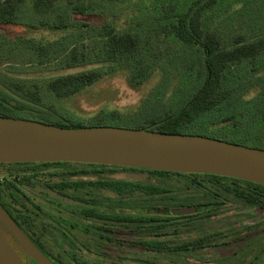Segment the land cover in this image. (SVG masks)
I'll return each instance as SVG.
<instances>
[{
	"label": "trees",
	"instance_id": "1",
	"mask_svg": "<svg viewBox=\"0 0 264 264\" xmlns=\"http://www.w3.org/2000/svg\"><path fill=\"white\" fill-rule=\"evenodd\" d=\"M105 1L114 4L120 0ZM218 1L194 0L184 11L172 5L160 9L149 23L133 27V30L144 33L143 39L137 32L117 33L112 23L105 22L93 30L92 37L88 34L93 43L91 46L89 43L88 55L82 53V58H79L75 42L77 37L71 39L64 35L69 31L66 24L69 15L58 6V0H0V25L18 23L27 13V8L32 16L48 19L46 22L42 19L38 27L49 24L51 32L63 30L58 33L62 37L57 42L36 41L24 35L14 37L15 44L24 42L34 50L39 65L45 64L44 60L51 55V64L56 63L55 67L65 72L45 84V91L54 101L71 100L108 74H122L127 86L135 90L147 83L156 72L166 73L160 86L149 91L135 108L128 111L101 109L88 119L75 117L67 111L59 113L53 103L43 101L37 87L26 90L19 83H8L5 90L6 86L2 84L0 116L30 119L65 129L121 127L162 134L203 136L264 149V33L253 39L246 33L229 34L220 30L213 16L210 21L213 27L209 29L205 18ZM239 1L241 5L237 8L244 11L243 15L241 10L242 17L246 20L251 16V3ZM67 9L76 16H93L94 12L93 7L84 6L81 2L67 3ZM29 21L28 26H21V33H27L29 28H38L32 26L37 22ZM158 37H169L179 46L158 48L153 45ZM173 62H179L183 72L181 79L172 85L168 76ZM93 65L94 68L85 72L67 73ZM169 88H172V93L168 101L162 103V97ZM50 168L56 170L51 176L59 182L48 185V188L82 191L92 187L110 191L120 198L117 204L108 205L112 209L139 207V203L131 201L130 197L140 194L146 202L142 225L150 234L156 229H164L174 218L192 219V222L196 217L209 218L223 205L222 201L231 200L242 206L251 204V208L264 210V186L237 179L65 162L0 164V172L14 176L12 181L2 180L0 193L7 198H15V190L23 191V187L32 184V179ZM116 170L147 173L155 184L140 185L104 176ZM89 177L95 179L83 180ZM178 177L181 178V185L173 189L171 180ZM183 191H189L188 196L183 195ZM92 207H96L95 201H90L89 207L81 209L77 215L87 220L101 217V220L126 224V228L136 231V216L108 214ZM171 208H193L195 212L186 217H174ZM44 216H47L46 213ZM35 225L39 231L35 239L36 247L54 264H87L79 257L78 251L91 248L99 252L106 243L117 247L127 244L145 253L158 254L186 252L189 247L202 248L208 240L204 238L171 247L152 239L136 241L134 238L124 242L114 233L99 238L92 234L91 227L74 221L53 219L52 224L38 221ZM74 231H80L85 237L77 238ZM44 238L47 239L45 242L42 241Z\"/></svg>",
	"mask_w": 264,
	"mask_h": 264
},
{
	"label": "rangeland",
	"instance_id": "2",
	"mask_svg": "<svg viewBox=\"0 0 264 264\" xmlns=\"http://www.w3.org/2000/svg\"><path fill=\"white\" fill-rule=\"evenodd\" d=\"M194 0H120L117 3L109 4L105 0H58V6L67 11L69 31L65 37L75 40L79 58L82 53L86 56L93 43L92 37L94 29L100 27L103 23H112L117 33L137 32L141 39L145 37L143 32L133 30L135 25H144L149 23L157 16L160 9L172 5L179 11H184ZM81 2L84 6L93 7V16H76L66 10L67 3ZM250 2L251 16L246 20L242 17V9L237 8L241 3L239 0H219L215 7L210 9L211 14L207 15L205 22L211 29V17L219 25L220 30L229 34L246 33L253 39L254 36L264 33V0H244ZM29 3V2H28ZM25 13L21 20L13 25H0V85L4 84L7 90L8 83H19L24 85L26 90H34L37 87L40 90L44 102L53 103L59 113L62 111L70 112L73 116L88 119L101 109L128 111L135 108L140 100L149 92L159 87L164 79L165 72H156L153 77L141 87L132 90L125 81L122 74H108L97 84L91 86L83 93L66 101H54L45 91V84L60 74L56 63L51 64L52 56L43 65L38 64L34 50L24 45V42L15 44V36L24 35L36 41L57 42L62 37L63 30L51 32L50 25L38 27L41 20L40 16H32ZM242 10V12H241ZM238 11V12H237ZM248 11V10H247ZM222 13V14H221ZM218 14V15H217ZM221 15V16H220ZM242 17V18H241ZM29 20L36 24L29 28L27 33H21V26L29 25ZM86 26H81V25ZM26 26V27H27ZM82 37V38H81ZM154 46L165 49L166 47L175 48L179 45L173 42L169 37H158L154 40ZM43 60V58H42ZM98 65V64H97ZM79 67L67 73L85 72L94 68ZM183 72L182 65L179 62H173V68L170 72V82L175 84L181 79ZM164 75V76H163ZM172 93L169 88L165 96L162 97V103L168 101ZM54 168L43 171L36 178L32 179L30 186L23 187L24 193L31 199L32 208L41 209L46 213L48 221L52 224L53 219L64 221H74L88 225V220L83 219L77 214L81 209L88 208L90 201L96 202L97 210L100 212L137 215L138 206L132 209L108 208V205L117 204L119 195L116 193L86 187L82 191L64 190L58 191L48 188V185H54L59 182L55 176ZM108 179L125 181L130 183L155 184V180L149 177L147 173L141 171H122L116 170L104 175ZM12 179L4 172H0L1 180ZM95 177L83 178V180H93ZM181 178L171 180L173 189L180 186ZM175 192V191H174ZM182 194H189V191H183ZM133 202H138L145 214V198L135 193L130 197ZM244 207L238 202L231 200L222 206L209 218L196 217L192 219L181 220L179 218L169 219L168 225L164 229H156L150 234L147 229H142V235L138 238L143 240H157L173 246H179L183 243L197 241L208 238L202 248H188L186 252L175 253H145L140 249L130 248L127 244L117 247L112 244L103 245L99 252L94 249L86 250L82 248L78 251L79 257L87 264H264V210L260 208H251L244 210ZM174 208H171L173 210ZM94 222V221H92ZM91 223V221H90ZM135 238V237H133ZM127 239H130L129 237ZM126 239V240H127ZM128 241V240H127ZM13 245V244H12ZM13 249L23 261L24 264H30L29 258L16 246Z\"/></svg>",
	"mask_w": 264,
	"mask_h": 264
},
{
	"label": "water",
	"instance_id": "3",
	"mask_svg": "<svg viewBox=\"0 0 264 264\" xmlns=\"http://www.w3.org/2000/svg\"><path fill=\"white\" fill-rule=\"evenodd\" d=\"M58 162L215 175L264 186V149L203 136L121 127L65 129L0 116V164ZM194 212L184 208L171 214ZM12 244L35 264H54L0 207V264H24Z\"/></svg>",
	"mask_w": 264,
	"mask_h": 264
},
{
	"label": "flooded vegetation",
	"instance_id": "4",
	"mask_svg": "<svg viewBox=\"0 0 264 264\" xmlns=\"http://www.w3.org/2000/svg\"><path fill=\"white\" fill-rule=\"evenodd\" d=\"M12 179H14V176H9ZM0 183H3L2 180ZM17 195L15 198H7L3 193H0V207L6 212V214L15 222V224L18 226V228L23 232V234L35 245V239H37V236L39 235L38 226L35 224L38 223V221L48 224V218L47 216H44V212L41 211V209H33L31 204V199L24 193V191L15 190ZM233 200V199H232ZM230 201V200H229ZM222 201L223 204L229 202ZM239 203V202H238ZM244 207V210H251V204ZM93 209H97L98 207H92ZM109 208V207H108ZM112 209V208H111ZM121 209V208H118ZM139 214L137 215H131L136 216L138 218V221L136 222L137 228L136 231L133 229L126 228V224H119L115 221L111 220H101V217L98 218H90L88 219V225L92 228L93 232L92 234H96L97 237H103V236H111L113 233L116 235V237H121L124 242H126L127 238L129 237L131 240H134L133 237H135L136 241H142V238H138V235H142V219L143 215L140 212L142 210L141 206L137 207ZM40 211V214L38 213ZM109 212H112L109 210ZM105 213V212H104ZM110 214V213H108ZM115 214H121L124 216H127L129 214H122V213H115ZM183 217L182 215H175L174 217ZM185 215L184 217H186ZM31 218H34V221H31ZM91 221V223H90ZM94 221V222H92ZM31 223V224H30ZM120 225V226H119ZM74 225H72L73 227ZM132 227V224H131ZM77 238L85 237L83 233L80 231H74ZM118 234V236H117ZM46 236V235H44ZM47 239H43L42 241L45 242ZM62 240V238H61ZM109 243H106L105 245H108ZM52 260V259H51ZM30 264H33V261L29 260Z\"/></svg>",
	"mask_w": 264,
	"mask_h": 264
}]
</instances>
